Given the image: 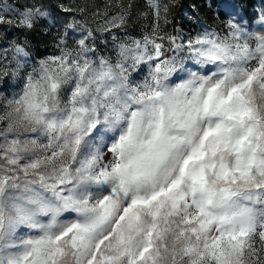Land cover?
Listing matches in <instances>:
<instances>
[{
  "label": "snow or ice",
  "instance_id": "obj_1",
  "mask_svg": "<svg viewBox=\"0 0 264 264\" xmlns=\"http://www.w3.org/2000/svg\"><path fill=\"white\" fill-rule=\"evenodd\" d=\"M148 4L112 56L74 23L56 54L0 51V264H264V31L225 3L222 32L161 35ZM108 7L98 32L126 23ZM49 15L0 5L25 31Z\"/></svg>",
  "mask_w": 264,
  "mask_h": 264
},
{
  "label": "rangeland",
  "instance_id": "obj_2",
  "mask_svg": "<svg viewBox=\"0 0 264 264\" xmlns=\"http://www.w3.org/2000/svg\"><path fill=\"white\" fill-rule=\"evenodd\" d=\"M240 1V2H239ZM158 0L161 6L168 5V23L163 19L160 21L161 35H183L195 36L205 28L222 32L223 22L228 18L225 15L226 9L222 4L237 5L236 11L244 17L242 22L249 26L250 31H264L261 28V15L264 14V0H251L249 5L247 0ZM10 4L21 11L25 7L33 5H43L49 12V16L41 18L32 31H25L14 25H0V51L9 49L11 51L12 41L22 42L27 40L30 55L36 59L47 55L56 54V42L58 36L62 35L64 25L74 23V27L69 30L68 43L74 46V41L85 32L92 30L97 36L96 46L98 55L112 56V35H117L120 39L128 37L141 38L144 34H150L155 23L153 10L149 7L148 0H0V5ZM184 4L182 14L177 21L180 26L178 32L174 30V19L181 5ZM109 16L121 12H127L125 25L120 29H113L112 33L98 32L97 28L101 20L92 16L97 9L105 10L106 6ZM119 5V6H118ZM130 5V7H129ZM64 8H71L73 11L65 12ZM86 9L84 14L78 10ZM163 16V12H162ZM239 18V17H237ZM38 46V47H37ZM135 77L136 74L134 73ZM16 83L11 77L0 79V92L10 95L18 88L11 87ZM2 126V125H0Z\"/></svg>",
  "mask_w": 264,
  "mask_h": 264
},
{
  "label": "trees",
  "instance_id": "obj_3",
  "mask_svg": "<svg viewBox=\"0 0 264 264\" xmlns=\"http://www.w3.org/2000/svg\"><path fill=\"white\" fill-rule=\"evenodd\" d=\"M239 1V0H238ZM240 2V1H239ZM247 3L251 5L253 2L251 0H247ZM184 4L181 5V7L178 9L176 13V19H174V30L173 32H178L180 30V26L178 24L177 18L182 14V9H183ZM38 47V46H37Z\"/></svg>",
  "mask_w": 264,
  "mask_h": 264
}]
</instances>
